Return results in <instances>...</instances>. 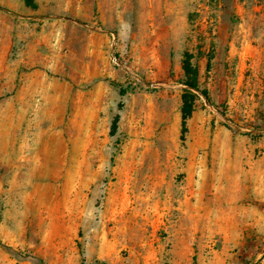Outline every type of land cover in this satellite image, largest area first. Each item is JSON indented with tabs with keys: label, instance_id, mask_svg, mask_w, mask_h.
Here are the masks:
<instances>
[{
	"label": "rangeland",
	"instance_id": "374dc122",
	"mask_svg": "<svg viewBox=\"0 0 264 264\" xmlns=\"http://www.w3.org/2000/svg\"><path fill=\"white\" fill-rule=\"evenodd\" d=\"M0 264H264V0H0Z\"/></svg>",
	"mask_w": 264,
	"mask_h": 264
},
{
	"label": "trees",
	"instance_id": "16d2710c",
	"mask_svg": "<svg viewBox=\"0 0 264 264\" xmlns=\"http://www.w3.org/2000/svg\"><path fill=\"white\" fill-rule=\"evenodd\" d=\"M187 68H189V67H187ZM186 84L190 88H198L197 81L194 79L191 81H187ZM191 92L192 91L190 89H186V92L183 94L184 103L182 106V110H183L184 125L186 124V120L192 115V113L194 111V105L189 100V94Z\"/></svg>",
	"mask_w": 264,
	"mask_h": 264
}]
</instances>
